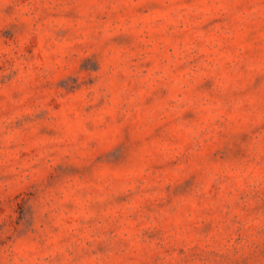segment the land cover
Masks as SVG:
<instances>
[{"label": "clouds", "instance_id": "obj_1", "mask_svg": "<svg viewBox=\"0 0 264 264\" xmlns=\"http://www.w3.org/2000/svg\"><path fill=\"white\" fill-rule=\"evenodd\" d=\"M0 264H264V0H0Z\"/></svg>", "mask_w": 264, "mask_h": 264}]
</instances>
